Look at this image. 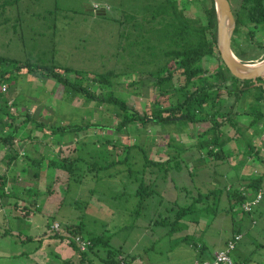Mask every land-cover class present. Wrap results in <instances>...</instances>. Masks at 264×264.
Instances as JSON below:
<instances>
[{"label": "rangeland", "instance_id": "rangeland-1", "mask_svg": "<svg viewBox=\"0 0 264 264\" xmlns=\"http://www.w3.org/2000/svg\"><path fill=\"white\" fill-rule=\"evenodd\" d=\"M182 1L189 15L198 13L196 5ZM231 2L238 7V0ZM143 6L144 0H0V91L9 99V104L16 102L15 109L22 113L29 111L32 115L31 121L20 126L15 152L21 157L17 158V164L0 169L11 179L5 185L7 196H0V264H62L63 260L76 256L77 250L69 243V238L52 235L53 218H57L63 228L67 223L78 224L83 220L84 230L89 232H84L85 236L102 233L109 236L114 247L122 248V252L130 256L129 264H191L196 253L190 239L200 244L202 236L188 240L179 237L185 235L186 223L201 217L198 211H193L179 221L180 228L174 220L177 208L191 203L199 192L205 197L203 202L209 204L210 214L219 203L218 220L223 219L226 227L241 229L243 238L237 244L238 250L233 252L235 259L264 264V196L252 212L243 211L239 204L228 212L226 207L231 203L225 194L226 186L241 188L244 182L259 176H262L264 193V121L250 127L246 136L225 124L222 149L227 155L225 159H216L210 157L206 149L198 147L203 138L201 134L211 126L210 121L180 120L147 125L131 122L114 131L113 127L121 118L112 105L87 100L81 93L68 91L45 73L48 67L56 66L66 77L74 80L78 76L80 84L97 95H105L106 84L88 82L87 75L122 69L125 74L114 81L112 90L141 114H151L155 102L156 105L157 102L178 103L183 98L178 89L184 83L180 73L163 85L169 93H166L169 98H165L154 84V75L143 74V71L154 70L156 65L144 69L141 50L132 46V39L142 46L143 33L120 36L121 24L116 18L123 20V28H126L129 14L137 10L143 12ZM256 35L258 40H264L263 30ZM21 64L41 70L26 72L18 68ZM215 64L216 58L205 57L197 69L201 75L204 71L213 72ZM67 68L72 71L64 72ZM4 72L7 74H2ZM256 85L261 84L253 86ZM172 88L176 90L171 92ZM256 94L251 88L236 105L240 127L249 123V116L242 112L254 108L252 96ZM5 119L8 121L7 116ZM90 122H101L111 129H98L96 133ZM37 123L44 124L38 126ZM76 123L90 125V128L84 127L77 134L65 136L60 130L51 132L54 127ZM104 138L140 146L124 150L121 155L115 154L121 161L107 168L99 166L97 171L91 172L89 166H84L77 172L78 180L70 179L69 172L61 167L50 165L51 158L91 157L93 151L102 149ZM77 139L85 142L81 144ZM247 141L259 153L257 150L253 155L248 151L244 153ZM0 150V160H6L7 157L2 156H6L8 148L0 144ZM25 150L32 154L24 153ZM102 154L100 151L95 156ZM104 154L100 165L106 164L105 158L108 162L113 159ZM30 155L41 159L43 165L33 162L29 169L23 161ZM168 157L173 159L168 171H160L150 161ZM177 160L181 170L174 166ZM3 165L6 164H0ZM157 176L160 177L154 186L155 194L138 212L139 184ZM216 188L222 189L218 196L220 202L218 197L208 196ZM248 192L247 201H252L257 191L249 187ZM26 205L31 210L25 212ZM206 211L204 209L205 215H209ZM164 216L172 220L161 225L158 220ZM51 220L48 231L47 222ZM220 228L216 226L215 231L220 233ZM228 230H223L224 235H229ZM49 234L52 238L46 241ZM170 245V250L165 248ZM99 252L105 255L102 250ZM96 258L99 261V257ZM121 264L128 261L121 259Z\"/></svg>", "mask_w": 264, "mask_h": 264}, {"label": "trees", "instance_id": "trees-1", "mask_svg": "<svg viewBox=\"0 0 264 264\" xmlns=\"http://www.w3.org/2000/svg\"><path fill=\"white\" fill-rule=\"evenodd\" d=\"M184 1L188 4L192 3L196 5L199 9L198 13L195 12L196 14L189 15L187 6L182 5V0H144L143 12L137 10L134 13H130L128 16L129 24L126 28H123L124 21L120 18H116L121 24V37L126 35L133 36L135 33L138 34L139 32L143 33L142 46H140L139 42L135 39H132V46L141 47H137V49L141 50L140 54L143 57L142 64L144 69H151L152 64L156 65L154 70H148V72L143 71V74L148 73L149 77L154 75V84L157 89L161 90V95H164L165 98H169L166 96L168 92L163 88V85L167 83V81L173 80L178 72L183 77L184 83L178 87L183 98L178 103L175 104L171 102L165 105L157 102L156 105L155 102L151 114H141L125 99L116 96L112 90L114 81L120 75L125 74L122 69H113L101 75H87L88 82L95 81L98 84H106L108 92H106L105 95H97L88 86L86 87L80 84L78 82V76H76L74 80L70 77H66L56 66L48 67L45 73L48 77H53L63 84L68 91L81 93L87 100L91 99L96 100L98 103L104 102L112 105L115 109V114L121 118L120 122L113 127L114 131L124 128L131 122H140L147 125L150 122L168 124L180 120L188 123L208 120L211 122V126L201 134L203 138L198 142V147L206 149L208 151L207 154L212 158L225 159L224 156L227 154L222 149V138L225 132L223 126L225 124L230 125L236 132L245 134L246 136L250 127L264 121V78H258V81L253 79H240L233 75L224 63L217 46V13L214 0ZM238 1L239 5L235 8L236 13L233 12L236 19V28L232 37V48L241 60H261L264 58V40H258L256 34L259 30L264 31V0ZM142 21H144V23H141ZM127 28L128 31H126ZM205 57L216 58V64L213 68V72L208 70L204 71L201 75L197 66ZM18 68L26 72H40L41 70H39L38 67L34 69L31 66L23 64L19 65ZM71 71L70 68H67L64 72L67 73ZM2 74H7V72ZM255 82H259L261 85L253 86ZM251 88L257 92L256 95H251L255 101V106L252 110L248 108L242 112L244 116L248 115L250 120L245 127H240L236 119L239 114L235 112V108L240 99H242L243 96H247L243 94L251 91ZM172 90L174 92L176 89L172 88L170 91L172 92ZM9 102V99L7 100V98H4L0 91V144L8 148L10 151V154L8 153V159L12 161L13 158H17L19 155L15 151H17L16 141L20 134V126L23 123L31 121L32 115L29 111L22 113L19 109H15V101L10 104ZM206 107H209V109L207 110ZM5 116H7L8 121H6ZM220 117L221 119H219ZM18 120L21 122L17 124V122H19ZM39 124L40 123H37L38 126H42L44 123ZM90 125L93 126L91 129H94L96 133L98 129H111L108 125L101 122H90ZM90 125L83 126V124L78 123L74 125H62L56 129L54 127V130L51 132L55 133V131L60 130L63 136L71 133L77 134V132L84 127L90 128ZM43 128L44 126L42 129ZM20 138L26 140V137ZM78 142L83 144L85 141ZM139 146L138 144L125 145L118 141H111L104 138L102 149L93 151L91 157L78 155L76 157L68 156L62 159L51 158L49 162L53 167H61V169L69 172L70 179L73 178L78 180L77 172L83 170L84 166H89V171L91 172L99 166L100 168H103V166L107 168L121 161L119 156H114L115 154L121 155L124 150L128 151L130 148L132 149L133 147L136 148ZM216 148H218L217 151L215 150ZM256 150V147L251 142L248 143L247 141L244 153L248 151L252 154L253 151ZM100 151L103 152V154L105 153L104 157L109 155L112 156L113 159L111 158V161L108 162L105 158L106 160L104 159V161H106V164L102 163L103 165H100L103 154L102 156H98V158L95 156L97 153L100 154ZM257 153H259V150H257ZM127 159L128 158H126V160ZM33 160L38 163V165L43 163L40 159L34 158ZM150 161L152 166L157 167L160 171H168V166L171 167L173 159L172 157H168L167 159L153 158ZM174 166L177 170L180 169V167H178L180 166L179 160L176 161ZM38 174L39 173H37V175ZM158 177L160 176L154 177L153 179L151 177L147 182L143 181L139 184L136 191V195L139 198L138 212L148 204L150 198L155 194L156 189L154 186H156L159 180ZM6 182V176L0 174L1 197L7 196L5 193ZM262 184V176H259L252 178L248 182H244L241 188L233 189L229 185L226 186L225 194H227L228 202L231 203L230 206L226 207V210H228V212L233 211L234 205L239 204L243 211L252 212L255 204L252 206L251 210L245 208V205L251 202L247 201L249 198L248 188L252 187L256 189L255 199L257 193L263 191ZM221 191L222 189L216 188L211 190L208 196H216L217 199ZM204 198L199 192V195L196 196L191 203L181 207L176 205L178 208L176 210V219L174 220L175 225L179 226V221L183 219V217L187 218L193 211H198L200 216L204 213V209H207L206 212L209 214V222H213L218 216L217 214H219V203L216 204L213 212L210 214V206L203 202ZM218 201L220 202V197H218ZM176 207L172 206L171 209L175 210ZM29 210H31V208H29ZM53 220L56 221L55 218H53ZM53 220L48 222L49 226ZM171 220L169 216H164L158 220V222L161 225H165L167 222H171ZM192 221L197 222L196 219ZM65 228L73 235L83 234L85 232L83 220L82 223L78 224L67 223ZM178 228H180V226ZM183 229L184 227L181 228V230ZM237 234H242L241 229H235L234 234L227 240V243ZM53 236L61 239L69 238V243L77 250L76 256L63 260L62 264H121V259L122 262L127 260L129 264L131 261L130 256L125 255L122 252V248L114 247L111 238L104 235V233L96 236L90 235L92 245L86 251H81L66 233H54ZM190 238L191 237L185 236L183 240H188ZM190 244L196 247V240L190 239ZM226 245L223 248H225ZM99 250L105 252V255L100 254ZM96 256L99 257V261ZM204 259L205 258H199V260ZM235 260L238 261L237 259ZM240 262L247 264V260H242Z\"/></svg>", "mask_w": 264, "mask_h": 264}, {"label": "crops", "instance_id": "crops-1", "mask_svg": "<svg viewBox=\"0 0 264 264\" xmlns=\"http://www.w3.org/2000/svg\"><path fill=\"white\" fill-rule=\"evenodd\" d=\"M24 147H26V146H24ZM24 147H22L21 150H24ZM26 151L28 152V154H32V153H30L29 150H25V152ZM0 152H1V150H0ZM8 153L10 154V151H6L5 152L6 156L5 155L2 156V157H7V158H6V160H5V158H4V160H0V164L1 163L2 164L4 163L6 165L0 166V169L1 168H3V169L13 168V166L15 167L14 164H17V160H18L17 158L21 157L19 155L17 158H13V160L10 161V159H8V156H9ZM34 158H35L34 156H31L30 155V156H28V157L25 158L26 161H23V162H26L27 167L30 166L29 169H32L31 166H32V164L34 162V160H33ZM40 161H41V159H40ZM0 174L1 175H5L6 178L8 177V173L7 172L5 173L4 171H2V173L0 172ZM10 180L11 179L8 178L7 179V183L5 185H7L8 183H10ZM24 208L26 209L25 212H27L29 210V207L27 205L24 206ZM200 217H201L200 220H197V222L191 221L190 223H186V225H185L186 229L184 230L186 233H185V235H181L179 237V238L183 239L185 236H187V237H197L200 234L202 236L201 243L200 244H195L196 247H194V248H195V253L196 254L194 255V258H192L191 264H194V262L197 259H199V258L212 259L213 256H214V253L217 252L218 250L222 249L226 245L227 240L234 234V228H232V227H226V225L224 224L223 219L218 220V218L216 217L215 220L211 223V222H209L208 215H205V213L201 214ZM56 220H58V219L56 218ZM48 222H47V229L49 231V224H48ZM216 226H220L221 227L220 228V233H217L215 231V227ZM228 228H229V230H228L229 235H224L223 230H227ZM85 232H88L87 229H85ZM47 237H49V238L46 241H50V239L52 238L50 236V234ZM165 248L170 250L172 248V245L166 246ZM202 248H203V250H202ZM237 250L238 249L236 248L235 251H237ZM243 260H246V259L243 258Z\"/></svg>", "mask_w": 264, "mask_h": 264}, {"label": "water", "instance_id": "water-1", "mask_svg": "<svg viewBox=\"0 0 264 264\" xmlns=\"http://www.w3.org/2000/svg\"><path fill=\"white\" fill-rule=\"evenodd\" d=\"M217 13V46L221 58L233 75L240 79L264 78V58L254 61L241 60L232 48L236 19L230 0H214ZM105 14V11L102 12ZM259 84V82H255Z\"/></svg>", "mask_w": 264, "mask_h": 264}, {"label": "built area", "instance_id": "built-area-1", "mask_svg": "<svg viewBox=\"0 0 264 264\" xmlns=\"http://www.w3.org/2000/svg\"><path fill=\"white\" fill-rule=\"evenodd\" d=\"M264 196L263 191H259L257 193L256 198L247 203L245 205V208L247 210H251L252 206L254 204H257ZM52 227V228H51ZM50 229H52V233H66L70 238L73 240L75 245L81 250L86 251L89 249V247L92 245V241L89 236H85L84 234H77L73 235L68 232V230L64 227H62L61 223L58 221H55L50 226ZM242 234H237L233 239L228 241L225 248L218 250L215 252L212 259H204L199 260L197 259L194 264H246L244 262L236 261L233 257V252L237 247L238 242L242 239Z\"/></svg>", "mask_w": 264, "mask_h": 264}, {"label": "flooded vegetation", "instance_id": "flooded-vegetation-1", "mask_svg": "<svg viewBox=\"0 0 264 264\" xmlns=\"http://www.w3.org/2000/svg\"><path fill=\"white\" fill-rule=\"evenodd\" d=\"M230 3H231V6H232V9H233V12L236 13L235 7H234V5L232 4L231 0H230Z\"/></svg>", "mask_w": 264, "mask_h": 264}]
</instances>
